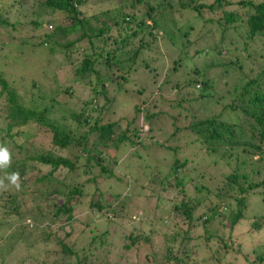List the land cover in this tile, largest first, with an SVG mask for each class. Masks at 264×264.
<instances>
[{"label": "trees", "instance_id": "obj_1", "mask_svg": "<svg viewBox=\"0 0 264 264\" xmlns=\"http://www.w3.org/2000/svg\"><path fill=\"white\" fill-rule=\"evenodd\" d=\"M28 1L0 0V146L11 153L0 169L7 186L0 227L8 232L0 264L21 239L42 249L17 264H264V241L244 251V233L236 234L244 225L250 237L264 230V0H93L102 4L99 16L83 11L90 0H32L20 12ZM163 42L178 46V55L161 56ZM21 44L32 55L45 47L61 57L57 72L70 67L71 85L24 103L18 87L35 82L11 83L4 69L25 54ZM72 98L80 102L68 111ZM167 124L173 132L165 133ZM189 131L192 143L226 160L228 173L213 183L207 167L194 174V158L179 144L194 136ZM66 148L80 152L58 153ZM161 149L170 162L157 156ZM126 151L125 160H136L131 166L120 158ZM61 170L65 179L56 180ZM13 172L19 189L5 178ZM155 173L161 183L150 187ZM107 179L128 191H100ZM91 183L96 192L87 204ZM59 195L64 202L49 205ZM136 197L147 198L142 212L132 207ZM82 204L90 209L85 218L76 215ZM102 216L118 225L129 217L131 233L112 239Z\"/></svg>", "mask_w": 264, "mask_h": 264}, {"label": "rangeland", "instance_id": "obj_2", "mask_svg": "<svg viewBox=\"0 0 264 264\" xmlns=\"http://www.w3.org/2000/svg\"><path fill=\"white\" fill-rule=\"evenodd\" d=\"M254 1L258 2V1H262V0H254ZM32 4H34V2L32 0H29L28 3L24 2L20 8V12L30 11L32 8ZM104 8H106V7H104ZM101 10H102V4L101 5L98 3L95 4V3H93V0H90V1H88L87 6L84 7L83 11L86 12L88 15H91V16H93V15L99 16V15H102ZM17 19H18V17H15V18L13 17L12 20H17ZM194 21L196 22L195 18H194ZM171 26H172V24H169L168 29H170ZM51 28L52 27L49 26V30ZM74 37H75V35H71L70 39H73ZM18 39L20 41H23V38L18 37ZM167 43L168 42H163L162 45L160 43L159 44L157 43L158 47H160V50L159 51L157 50L158 53L161 56H162V54L165 55V53L166 54H172L173 56H177L178 51H179L178 46H172V45L167 44ZM19 46L25 52V54L24 53L21 54L20 60L14 64L12 63L13 64L12 67H6L5 66L4 69H7V72L11 74V77L9 78L11 83L14 82L13 79L21 80V78L23 79L22 82L23 81L25 82L27 79L28 80L31 79V82H32V80L35 82V84L33 86L29 87V89H26L25 87L22 88V87L17 86L19 88L18 92L23 95L24 103L29 104V102L31 100L38 98L41 95H47V93H48V95L55 96L58 92V89H60V90H61V88L65 89V87L68 84H70V82H72V78L74 77L73 76L74 72H72L70 67H67V71H64V72L62 71V73H59V71L57 72V69L59 68V66L61 64L65 63L64 60L62 61L61 57H56L55 54L49 52L48 50H45V47H41L39 50H37L35 52V55H32L30 53H26V48L23 44H21ZM0 47H1V45H0ZM82 52H83L82 49L75 50L74 55H77V56L81 55ZM10 60H11V57H10ZM151 61H152V63L155 62L153 59ZM163 64L164 65H162L160 68V72H164L165 63H163ZM2 65H3V63H2ZM255 65L259 66V61L256 62ZM156 73H157V71H156ZM48 77H49V80H47ZM156 77L158 78V81H160L164 78V75L162 73L161 75H158ZM16 84H19V83H16ZM220 87L222 90L226 87L224 84V81H222L220 83ZM77 90H79V87ZM71 102L74 105L70 106V107L67 106L69 108L68 111H72L71 108L76 109L78 107L77 102H80V100L78 98H72ZM131 108H132V104L130 103L129 106L125 108V110L120 111V115L121 116L127 115L128 113L131 112ZM220 108H222V105ZM61 109L62 108H60V110ZM54 117H55V120L58 121V119H59L58 116L57 117L54 116ZM117 118H118V116H117ZM164 125H165V123H164ZM85 129H88V128L86 127ZM73 130H75V128ZM173 130H174V127H172L170 124H167L166 129H165V133H171V132H173ZM77 133H83V128L78 127ZM161 133H163V132H161ZM188 133H193L194 136L189 137L187 144L184 142H179V144L180 145L182 144V147L186 145L185 147L187 149V155L191 158H194V162L192 164L193 167H195V169H196L194 174H196L197 171H204L205 172V168L207 167V168H209V171L207 172L206 176L209 177L211 179V182L213 183L215 181V180H213L214 178H212L214 175H216V174L219 175L220 173L224 174V173H228L230 171V167L227 166L226 160H224L221 156H217L215 153H213V154L209 153L205 146H201V145H198L196 143H192V142H194V140H192V139H195V137H196V134H194L196 132L189 131ZM38 135H39V133L37 134V136ZM157 137H159L158 139H162V140L165 139V136H163L162 134H158ZM38 138L42 140V143H44L45 145L50 147V138H49L48 134L41 133ZM36 145H40V144H36ZM57 150H59L58 153H60L61 155H69V154L74 153L76 151L80 152V150H78V149L76 151H73V149L69 150L67 148L66 149H57ZM156 152H157L156 153L157 156L160 157L161 160L165 161V159H166V161H168V162H170L172 160L171 154H169V152H165L164 149H161V150L156 151ZM110 154L112 156H114V151H111ZM127 156L128 155H127V151H126L122 154V156L120 158H121V160H125V157H127ZM131 159L132 158L125 160V165L131 166V164L136 161V160H133L131 162ZM81 160H82V162H84L83 159H80V161ZM214 160L218 161L219 164L215 165L213 163ZM121 167L124 168L125 166L122 164ZM44 171L49 172L50 168L46 167V168H44ZM98 172L99 171L97 169H94L91 174L84 175V176L80 177V182H85L87 179L89 180L90 178H93L94 176H96L98 174ZM161 172H162V174H165V170H162ZM65 175H66V170H61V171L56 172L54 176H58V178H56V180H63V179H65L64 178ZM151 178H150V187H151V185L152 186H156V185L158 186L161 183L162 178L158 177L157 173H155ZM67 182H72V181H67ZM99 184L100 185H99L98 189H100V191L102 190V191H105L106 193H110V194L111 193H118V192H122V191H123V193H126L128 191V188H126L124 185L119 186L116 183H114L113 179H107V181H105V182L100 181ZM85 188H86V193H89L87 198H85L87 201V204H89V199L92 197V193L96 192V185L94 183L87 184V186H85ZM53 197L54 198H51L50 201L48 202L49 205H51V206L57 205V204H62L64 202V198L61 195L53 196ZM146 200H147L146 197H136L132 200V205L134 204L132 207L134 208L136 206H140L142 209L140 208L139 211L142 212L143 209H145L144 207H145V201ZM115 202H117V201H115ZM151 203H152V205L154 204L153 201L148 202L149 205H151ZM87 204H85V205L82 204L83 206L78 208V211L76 213L77 217L85 218V216H87V214H88V213L86 214V212L88 211L90 213V209L87 207ZM132 207H131V210H132ZM255 211L258 212L257 209H255ZM132 216L129 215V217H132ZM129 217L127 219H125L126 221H124V223L120 222V224L118 225V224L111 223V222L107 221V219H105V217L102 216L103 222H101V223L104 225L103 229L108 228L111 231L112 239H114V238L119 239V238L123 237L124 235H128L132 231V228H131L132 226L130 227V225H134V222L131 221ZM138 218L139 217H137V219ZM212 227L218 228L219 222L217 220H215L212 223ZM240 227H242V226L240 225ZM202 231H203L202 229H199L197 234L198 235L202 234ZM248 231H249V225H244L236 233L238 235L241 233H244V236L242 238L243 243L241 244V247L243 248L244 251H250L249 249L252 248L251 245L256 244L259 241H264V230L256 232L255 234L251 235V237H250V234ZM7 233L8 232H7L6 227L1 226L0 227V246L4 242H6L4 240V238H5ZM35 236H36V233H35V235H33V237H35ZM38 248L41 251L42 246H37L35 248L28 249L26 247V244L23 242L22 239L17 240V244H15V247H14V250L12 251V253L5 257L4 264H17L18 261L27 257L28 254H30V253L35 254L37 252ZM200 251L202 253L201 254L202 257H205L206 249L200 248ZM119 252H122V250L119 249ZM0 254H3V256H4V253H1V251H0ZM38 255L40 256V252H38ZM3 256L2 257L0 256V261L3 258ZM241 258L242 257L240 255H237L236 256L237 262L240 261Z\"/></svg>", "mask_w": 264, "mask_h": 264}, {"label": "clouds", "instance_id": "obj_3", "mask_svg": "<svg viewBox=\"0 0 264 264\" xmlns=\"http://www.w3.org/2000/svg\"><path fill=\"white\" fill-rule=\"evenodd\" d=\"M51 27V26H50ZM11 164V153L6 147L0 146V169H6ZM11 185L15 186L17 189L20 187V175L18 172H13L11 174H7L5 177ZM5 180L0 179V188H5Z\"/></svg>", "mask_w": 264, "mask_h": 264}]
</instances>
